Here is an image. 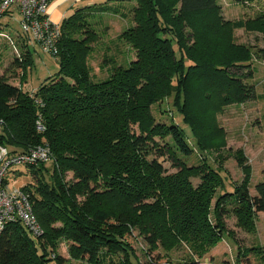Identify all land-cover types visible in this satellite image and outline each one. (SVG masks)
I'll list each match as a JSON object with an SVG mask.
<instances>
[{
	"label": "trees",
	"instance_id": "1",
	"mask_svg": "<svg viewBox=\"0 0 264 264\" xmlns=\"http://www.w3.org/2000/svg\"><path fill=\"white\" fill-rule=\"evenodd\" d=\"M109 1L63 21L51 55L59 72L37 91L23 89L35 63L29 45L36 42L27 35L19 34L25 52L14 61L19 87L0 76V144L12 155L48 147L52 162L51 170L27 168L35 183L23 187L43 234L11 223L0 235V264H198L223 241L228 219L251 233L264 213V181L253 196L243 149L234 153L243 180L226 188L222 174L231 153L218 121L226 107L257 97L247 80L254 59L264 63V48L255 52L218 33L246 30L264 39V11L231 21L219 0H115L130 3L133 25L120 39L136 58L125 67L106 55L109 76L96 82L88 63L96 17L123 16L125 9ZM169 100L190 135L173 119L155 117L153 108ZM166 155L175 173L160 160ZM197 155L198 164L189 165ZM138 238L146 246L144 262L132 245ZM62 241L68 259L59 252ZM181 250L186 256L170 261Z\"/></svg>",
	"mask_w": 264,
	"mask_h": 264
},
{
	"label": "rangeland",
	"instance_id": "2",
	"mask_svg": "<svg viewBox=\"0 0 264 264\" xmlns=\"http://www.w3.org/2000/svg\"><path fill=\"white\" fill-rule=\"evenodd\" d=\"M109 0H99L93 6L79 4L78 9L93 7L92 9L102 7ZM114 7L121 5L125 7L121 12L123 16L115 14H104L96 17L100 24L95 26L98 33L97 40L93 43V52L88 57L89 66L92 68V74L95 81L99 82L108 78L109 73L103 62L105 56H113L118 64L127 63L136 58V52L124 40L120 39L122 33L133 25L132 11L130 3L127 1H109ZM222 9V15L226 20L237 21L241 19H250L264 11V0H257L248 5H239L235 0H219ZM128 9V10H126ZM76 9L74 10L75 13ZM72 13V14H74ZM2 27L0 31V76L6 75L10 84L19 87L21 76L15 72L14 61L24 57L25 48H22L20 34V16L18 11H14V17H5L1 20ZM218 36L227 40H232L237 44H245L257 51L264 48V39L261 35L246 30H223ZM30 50L34 53L35 63L29 74L28 84L23 86L25 92L34 93L50 77H54L59 72L58 61L43 50L36 43H31ZM110 50V52H108ZM19 57V58H20ZM254 76L247 80L250 85L255 86L257 97L244 104H235L223 109L218 116L220 125L226 131L227 150L231 155L225 162L226 188L233 191L235 185L240 184L244 174L239 168L234 158V153L243 149L249 164L252 167V178L250 192L256 195L255 187L258 183L264 181V63L254 59L252 63ZM165 111L166 113H164ZM153 112L158 121L170 123L171 120L182 125L189 134V128L182 124L181 118L172 110L171 101L164 102L162 106H155ZM174 117H171L173 116ZM190 135V134H189ZM192 141V139L190 138ZM162 145H164L162 143ZM227 151L224 153L226 154ZM215 156H209V160L214 167H217ZM169 173H175L177 169L172 166L171 160L166 155L160 159ZM189 165L198 164V155L189 159ZM47 167L52 169V162L47 163ZM21 175H14L16 168L10 169V188H23L26 185L34 184L32 176L26 168H19ZM72 176H69V179ZM236 218L227 220V233L223 241L213 248L198 264H264V213L259 214L254 232H246L239 228ZM135 252L142 262H144L145 243L138 238L132 243ZM249 249H253L249 252ZM60 254L68 259V243L62 241L59 249ZM244 254H248L244 256ZM186 256L184 251H173L169 254L170 261L177 263ZM168 261V260H167ZM73 264H79L72 261ZM165 263V262H163ZM168 264V262L166 263Z\"/></svg>",
	"mask_w": 264,
	"mask_h": 264
},
{
	"label": "built area",
	"instance_id": "3",
	"mask_svg": "<svg viewBox=\"0 0 264 264\" xmlns=\"http://www.w3.org/2000/svg\"><path fill=\"white\" fill-rule=\"evenodd\" d=\"M53 1L55 0H0V23L2 25L1 20L10 17L17 10L20 16V35L29 36L40 45L43 52L56 56L61 25L51 21L48 16ZM37 104L42 105L41 102ZM2 125L0 120V132ZM43 128L39 126V129ZM50 161L51 151L48 147L12 155L8 148L0 144V235L11 223L16 222H21L34 237L43 234L30 196L23 188H10L9 172L11 168H16L14 172H17L20 171L19 168L27 169Z\"/></svg>",
	"mask_w": 264,
	"mask_h": 264
},
{
	"label": "crops",
	"instance_id": "4",
	"mask_svg": "<svg viewBox=\"0 0 264 264\" xmlns=\"http://www.w3.org/2000/svg\"><path fill=\"white\" fill-rule=\"evenodd\" d=\"M97 1L99 0H55L49 7L48 16L54 23L62 25L64 20L73 15L75 9L78 10L79 4L93 6ZM10 17H14V13Z\"/></svg>",
	"mask_w": 264,
	"mask_h": 264
}]
</instances>
